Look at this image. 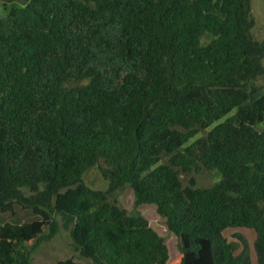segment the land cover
Here are the masks:
<instances>
[{
    "label": "trees",
    "instance_id": "obj_1",
    "mask_svg": "<svg viewBox=\"0 0 264 264\" xmlns=\"http://www.w3.org/2000/svg\"><path fill=\"white\" fill-rule=\"evenodd\" d=\"M6 1L0 211L39 219L0 225V264H32L56 227L47 209L93 264H253V252L264 264V41L251 0ZM96 167L106 191L83 181ZM204 170L220 181L199 187ZM126 187L167 218L173 261L120 204ZM230 229L255 231L253 247Z\"/></svg>",
    "mask_w": 264,
    "mask_h": 264
},
{
    "label": "rangeland",
    "instance_id": "obj_2",
    "mask_svg": "<svg viewBox=\"0 0 264 264\" xmlns=\"http://www.w3.org/2000/svg\"><path fill=\"white\" fill-rule=\"evenodd\" d=\"M5 2L0 3V19L5 17L6 11ZM6 4L10 6L22 7L24 4L20 0H7ZM251 15L254 19L253 35L258 41H264V0H251ZM258 84L264 88V75L258 80ZM225 120V119H224ZM223 122V121H222ZM221 175L219 172L203 171L198 177L197 182L199 187H211L220 181ZM85 184L89 187L106 191L108 182L103 178V175L98 167L88 171L83 178ZM184 182L188 184V178L184 177ZM120 204L132 215L141 214L145 217L150 226L165 239V243L169 249L170 261H173L180 254V242L178 237L169 230L167 218L159 213L158 207L155 204L138 205L134 190L131 187H126L118 194ZM55 203L52 201V206ZM56 224L55 230L53 227H46L44 234L37 242V249L33 251L31 256L32 264H57L59 261L73 259L82 264H93L91 260L85 259L75 249L74 241L71 235V224H66V220L53 212L51 209L46 210ZM39 217L30 209L17 207L13 213H3L0 211V225L22 226L30 224L38 220ZM245 236L253 247L256 240V232L249 229H230L225 232V237L231 242L237 241L236 236ZM241 250L237 252L239 254ZM253 264H258L255 252L252 255Z\"/></svg>",
    "mask_w": 264,
    "mask_h": 264
},
{
    "label": "crops",
    "instance_id": "obj_3",
    "mask_svg": "<svg viewBox=\"0 0 264 264\" xmlns=\"http://www.w3.org/2000/svg\"><path fill=\"white\" fill-rule=\"evenodd\" d=\"M6 15V14H5Z\"/></svg>",
    "mask_w": 264,
    "mask_h": 264
}]
</instances>
